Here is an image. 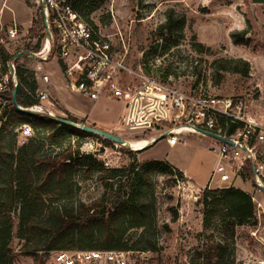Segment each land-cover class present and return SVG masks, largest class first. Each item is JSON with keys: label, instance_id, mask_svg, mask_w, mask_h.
I'll use <instances>...</instances> for the list:
<instances>
[{"label": "rangeland", "instance_id": "obj_1", "mask_svg": "<svg viewBox=\"0 0 264 264\" xmlns=\"http://www.w3.org/2000/svg\"><path fill=\"white\" fill-rule=\"evenodd\" d=\"M34 0H0L3 3L0 22L10 24L12 18L31 21L28 33L6 43L3 47L9 53H15L19 47L31 49L37 41L41 43L42 37L40 23V8ZM83 12H89L90 22L85 21L91 27H96L102 34L111 36L112 40L119 44V32L128 40L127 64L133 69L140 65L144 77L156 81L169 83L182 90L203 88L209 94L216 96H234L244 94L252 89L255 84L264 86V3H252L251 0H97L95 9L89 3L82 6ZM172 15L173 21L184 19L181 27L172 25L168 31H159V27L165 23L166 16ZM175 23V22H174ZM3 25V26H4ZM21 31L25 29L20 25ZM29 29L38 33V36H30ZM232 33H244L242 44L232 41ZM201 47H196V46ZM163 47L167 51L161 54ZM200 50V51H199ZM43 64L44 69L52 70L54 60ZM242 60L247 62V73H235L222 71L220 66H227V62L218 60ZM17 65L27 70L30 75L38 65V60L21 56ZM238 69L242 66L238 63ZM171 73V81L164 76L165 71ZM133 79V77H131ZM56 79L52 78L48 86L49 101L42 103L45 111H50L53 116L66 117L64 110L54 93ZM138 81H134L135 84ZM70 94V93H69ZM76 96L75 93L70 94ZM74 100V98H73ZM83 109L89 115L103 121L115 122L120 135L130 139H149L170 126V123L155 121L149 128H138L133 131L122 129L120 119L124 115L121 103L109 99L89 101L79 99ZM6 103L0 99V121L5 110ZM152 103L148 104L146 114L155 112ZM149 109V110H148ZM70 114V113H69ZM133 112V118L135 117ZM74 117L73 114H70ZM76 118V117H75ZM78 123L99 128L103 125L98 122L76 118ZM145 117L137 121L144 122ZM106 126L107 125H103ZM115 126V125H110ZM147 126V125H142ZM12 135L4 139L8 161L2 173H0V189L5 191L12 187V202L10 217L12 225V246L17 258L14 264H36L41 261L47 251L37 250L33 254L26 255V248L35 246V240L22 239L18 236V222L22 191L16 184L15 171L17 163L11 158L15 151L25 143H29L28 153L25 154L23 166L32 168L31 159L44 154L61 152L68 146L73 154L93 153L102 163L104 168L127 169L129 164L136 160L145 161V150H137L130 146L114 145L98 140L104 151L92 150L88 143L93 137L84 136L79 139L73 134L63 133L58 139L47 138V133L41 128L32 129L30 136L21 134V126L12 125ZM113 133V132H112ZM115 134V132H114ZM98 138V137H97ZM183 143L173 147L166 145L164 139L156 142L153 148L158 153V158L185 172L182 176H165L154 174L151 176L143 192L147 216L140 227L124 225L121 243L127 247L133 245L140 232L146 229L148 241L152 242L153 257L149 264H260L264 261V243L258 244L249 235L247 224L236 225L233 241L224 232V227L213 220L207 228L202 227L203 212L206 207L201 203L202 187L214 167L216 158L208 151L209 140L199 138L196 135H184ZM78 143V145H77ZM149 144V143H148ZM151 147V146H150ZM143 148V147H142ZM148 148V147H147ZM174 168V169H176ZM176 169V170H177ZM136 170H139L136 165ZM103 172H93L84 176L79 169H73L69 181L63 185L57 197L43 196L46 199L47 212L74 209L78 202L90 204L94 200L103 199V207L110 211L113 205V191L109 183L124 184L125 190L131 187L133 174H126L121 179H108L107 182L99 179ZM241 190L253 194L255 198L264 204V195L254 191L251 185L235 182ZM17 185V187H16ZM18 188V189H17ZM97 206L96 208H99ZM45 216V215H43ZM229 244L222 259H218L211 252L216 244ZM147 243L143 242L140 246ZM216 253V252H215Z\"/></svg>", "mask_w": 264, "mask_h": 264}, {"label": "built area", "instance_id": "obj_2", "mask_svg": "<svg viewBox=\"0 0 264 264\" xmlns=\"http://www.w3.org/2000/svg\"><path fill=\"white\" fill-rule=\"evenodd\" d=\"M33 2L40 8L43 40L36 52L23 55L38 60L32 72L37 83L34 94L38 103L29 107L32 113L53 117L42 106L44 101H49L48 86L53 76V71L42 65L53 58L54 68L67 91L89 101L109 99L122 104V129L149 128L153 120L168 122L170 126L165 128L167 133L163 139L170 147L183 143L184 135L207 138L208 151L214 154L216 162L204 189H240L235 182L241 181L264 195V86L255 84L240 95L216 96L203 88L182 90L144 77L140 65L137 69L128 66V40L120 32L117 44L111 36L85 23L70 0ZM19 32L25 37L28 29L21 31L12 18L4 30L0 28V45L18 39ZM22 50L19 47L12 54ZM16 66L14 59L6 63L7 72L0 78V94L18 85ZM167 79L171 81V76ZM150 103L155 112L146 114L145 107ZM143 116L144 122H138L137 117ZM20 129L22 135L30 136L29 125L24 124ZM204 131L228 142L208 136ZM154 138L150 137V142ZM98 140L93 137L88 147L92 150L102 147ZM249 195L254 206V223L248 224L249 235L255 243L261 244L264 243V204L253 194ZM152 257L151 251L67 249L48 251L38 264H149Z\"/></svg>", "mask_w": 264, "mask_h": 264}, {"label": "trees", "instance_id": "obj_3", "mask_svg": "<svg viewBox=\"0 0 264 264\" xmlns=\"http://www.w3.org/2000/svg\"><path fill=\"white\" fill-rule=\"evenodd\" d=\"M74 9L80 14L81 19L90 22L89 12H83L82 6L89 3L92 9H95L97 0H70ZM175 22V23H174ZM86 23V22H85ZM91 23V22H90ZM177 25L181 29L184 19L180 18L173 21L172 15L166 16L165 23L159 27V31H168L172 25ZM30 36H38V33L29 29ZM38 37L43 38V33ZM232 41L235 44H242L244 33H232ZM29 45L23 48L27 52H36L40 47V42L28 49ZM201 47V46H196ZM167 51L163 47L161 54ZM200 51V50H199ZM13 54H9L3 46L0 45V78L6 74V63L13 59ZM227 62V66H220L222 71H232L235 73H247L248 64L242 60H218ZM17 62V61H16ZM240 64L242 68L238 69ZM27 70L16 66V77L18 81L15 99L19 106L29 108L38 103L35 98L37 83L33 79V73L26 75ZM164 76L171 73L163 72ZM12 91L0 94V99L6 101L7 110L3 112L0 121V173L8 161L7 150L4 139L7 135H12V125L22 126L27 124L32 129L41 128L47 133L48 139H58L63 133H70L81 139L84 136H91L77 128L58 124L52 117L40 115L37 113L23 114L19 113L11 103ZM68 120L79 122L64 110ZM97 138V137H96ZM100 140V138H98ZM105 143H111L103 140ZM78 145V143H77ZM70 146L55 154H44L31 159L32 168L25 169L23 166L25 154L28 153L29 143L20 146L15 155L11 158L17 163L15 171V180L22 191V200L20 202L18 236L22 239L35 240L39 244V249L35 246L26 248L27 254H35L37 250H67V249H90V250H133V251H153L154 245L148 241L146 229H143L137 240L132 246L127 247L121 243L122 231L124 225L140 227L147 216L145 209L143 192L150 184L151 176L154 174H163L165 176H182L180 170L174 169L172 165L163 160H145L138 162L132 155V162L127 169L104 168L102 163L93 153L75 152L74 157L70 152ZM138 165L139 170H136ZM73 169H79L84 176H89L93 172H103L99 179L107 182L108 179H121L126 174L132 173L133 180L131 187L123 189L124 184L109 183L113 191L114 207L108 211L103 207V199H97L90 204L78 202L74 209L55 210L53 213L46 210V199L43 196L51 195L57 197L63 185L69 179ZM16 185V187H17ZM12 187L5 191L0 189V264H14L17 254L12 246V225L10 217V207L12 198ZM201 203L206 207L203 212L202 227L205 229L210 222L216 220L219 226L224 227V232L228 235L230 241H233L234 229L236 225L254 223V206L250 195L238 188L202 190ZM100 206L99 208H96ZM45 215V216H43ZM143 242L147 243L140 246ZM229 244L216 243L211 249L214 256L222 259ZM216 252V253H215ZM38 264L39 261H36Z\"/></svg>", "mask_w": 264, "mask_h": 264}, {"label": "crops", "instance_id": "obj_4", "mask_svg": "<svg viewBox=\"0 0 264 264\" xmlns=\"http://www.w3.org/2000/svg\"><path fill=\"white\" fill-rule=\"evenodd\" d=\"M2 7H3V3H1V6H0V18L3 16V14L1 15V12H3L2 11ZM16 22L19 25H24L25 29H28L30 27V23H31V21H29L27 23V21L23 22L22 20H18V21L16 20ZM3 25L4 24L2 22H0V28H2L4 30L5 27H7V25H9V24L4 25V26ZM52 78L56 79V81H54L55 82L54 88H55V91H56L54 93L55 98L58 100L60 106L63 109H65L68 113L73 114L74 117L79 118V119L85 118L86 119V121H85L86 123H88V121H91V122H98V123H101L103 125H107V127L102 125L100 128L102 130H106V131H109V132H113V133L115 132V134H117L118 136L123 138L125 141L128 142V144H131V145H135V144H139V143H144L146 145V144H148L150 142V138L149 139L124 138L123 136L120 135L121 132L118 131V127H116V123L115 122L103 121V120H99V119H96V118L90 116L88 111H86V109H83L81 106L78 105V104H80V100L79 99H84V100H86V99L81 97V96H79V95H77V94H76V96H71L70 95L71 92L67 91L64 88V86L62 84V81H61V78L58 75V73L54 74L52 76ZM73 98H74V100H73ZM116 103H118V102H116ZM110 125H115V126L114 127L113 126L110 127ZM144 144H143V146H144ZM155 144H156V142L154 144H152L151 147L149 146L148 148H146V150L144 151L145 152V160H151V159L161 160V158H158V153L159 152L155 148H153ZM142 147H140V148H142ZM171 147H173V146H171ZM137 150H139V149H137ZM173 167H175V166H173ZM181 172L184 173V175H186V177L189 178V176L187 174H185V172H183V171H181Z\"/></svg>", "mask_w": 264, "mask_h": 264}, {"label": "water", "instance_id": "obj_5", "mask_svg": "<svg viewBox=\"0 0 264 264\" xmlns=\"http://www.w3.org/2000/svg\"><path fill=\"white\" fill-rule=\"evenodd\" d=\"M252 3H264V0H251ZM47 34V30L45 31ZM29 52L27 51H20L18 53H16L13 56L14 60H17L19 57L23 56L24 54H27ZM16 89L17 86H14V88L12 89V96H11V103L12 106L14 107V109H16L19 113H23V114H29L32 113L33 111L30 110L29 108H24L21 107L17 104L16 99H15V95H16ZM58 124H63V125H67V126H71L74 128H77L81 131H84L90 135H93V137H98L101 138L103 140H108L113 144H118L121 146H128V142L125 141L123 138H121L120 136H118L117 134H114L112 132L106 131V130H102L96 127H93L91 125H85V124H81V123H77L71 120H68L66 117H62V116H53L52 117ZM167 131H163L160 135L156 136L144 149H146L147 147L151 146L152 144H154L155 142L159 141L160 139L162 140L163 137L166 135ZM204 134L220 139L224 142H228L226 139L222 138V137H218L215 134H212L210 132H203ZM100 152L104 151V147H100L99 148Z\"/></svg>", "mask_w": 264, "mask_h": 264}, {"label": "bare ground", "instance_id": "obj_6", "mask_svg": "<svg viewBox=\"0 0 264 264\" xmlns=\"http://www.w3.org/2000/svg\"><path fill=\"white\" fill-rule=\"evenodd\" d=\"M143 144L144 143H139V144H135V145H131V144H128V147L130 146L131 148H136V149H139V150H143L148 144H144V146H143ZM143 146V148H140V147H142Z\"/></svg>", "mask_w": 264, "mask_h": 264}]
</instances>
